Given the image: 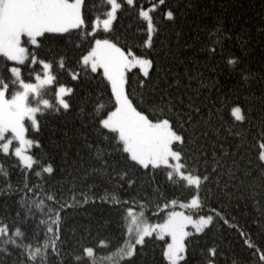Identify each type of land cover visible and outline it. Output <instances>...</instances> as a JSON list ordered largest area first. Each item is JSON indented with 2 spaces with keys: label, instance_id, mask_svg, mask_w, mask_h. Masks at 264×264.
<instances>
[{
  "label": "trees",
  "instance_id": "1",
  "mask_svg": "<svg viewBox=\"0 0 264 264\" xmlns=\"http://www.w3.org/2000/svg\"><path fill=\"white\" fill-rule=\"evenodd\" d=\"M102 3L103 0H87L86 11L94 12L92 6ZM153 3L157 7L151 12L156 26L151 48L143 44L147 38V22L138 18L132 8L118 11L109 30L111 36L120 38L122 45L132 46L137 54L149 55L155 61L149 69L150 78L137 67L129 69L126 90L138 102L141 92L146 93L154 86L164 87L167 83L172 85L171 90L176 95L183 93L185 103L190 100L194 107H199L203 116L211 114V137L201 136L196 141L190 138L184 145L185 152L195 155L197 150L203 151L205 144L210 149L212 139L239 149L229 157L238 166L233 177L224 176L217 186L218 174L212 173L209 184L204 185L212 191L211 206L222 207L229 224L214 218L203 232L189 231L185 237L187 264H202L205 257L214 259L215 264H258L259 252L244 241L250 239L257 248L264 249V175L256 163L258 142L264 136V0H163V3L160 0H137V7L143 5L147 8ZM170 8L176 13L173 19L164 15ZM99 31L104 32L103 28ZM77 36L75 31L70 36L48 33L42 40V56L56 53L66 56L65 67L61 69L56 65L53 71L59 83L74 91L66 94L72 105L70 110L61 106L59 112L53 107L38 113V130L32 128L30 122L26 124L27 135L42 142L41 147L33 146V153L38 158L46 156L45 163L50 160L54 167V173H44L39 181L34 174L30 179L31 185L43 187L46 184L48 189L58 190L57 198L70 205L62 210L66 223L63 224L60 244H67L72 239L74 226L91 224V234L78 231L75 241L94 247L95 264H110L108 253L122 242V231H127L122 209L133 206L139 211L137 205L131 203L133 197L138 203L149 192L155 196L157 193L153 190L157 184L168 199H184L188 190L181 187L182 182L168 181L162 172L157 171L153 178L151 169L147 172L131 169L129 179L136 181L132 186L126 180L109 181L107 177H97L92 181L95 188L85 191L79 183L73 187L69 176L71 169L100 163L90 158L85 147L86 143L96 140L97 135L89 113L98 104L106 106L110 95V87L101 69L96 73L81 70L79 79L72 78L69 69L76 71L78 66V49L74 46ZM230 59L234 62L229 63ZM3 64L0 59V69ZM30 71L42 69L39 64L33 68L29 61L23 69L25 78ZM139 80H145L147 87L141 88ZM54 90V85L48 86L45 98L55 106ZM235 105L241 107L244 120L237 121L232 115L231 108ZM177 126L183 127L181 124ZM85 137L89 139L86 141ZM107 159L111 163L117 157ZM15 163L14 156L6 158L0 153V218H4L9 210H20V200L24 196L17 190V185H23L25 170L13 167ZM5 173L9 175L5 176ZM113 192L122 202L127 198L129 203L116 205L102 199ZM84 195L87 196L86 203L72 205L73 196L81 201ZM152 202L155 204L154 199ZM164 202L160 200V203ZM47 206L57 207L52 201H47ZM207 212L206 202L200 214ZM146 215L151 223H159L166 213L163 210L157 212L153 207ZM39 219L37 213L36 219H30V223L35 226ZM29 238H32L31 232ZM44 238L41 227L36 239L43 241ZM100 239L108 243L100 245ZM168 241L166 235L159 237L153 233L145 237V244L137 245V254L129 259V264H161L162 247ZM33 243L35 245V239ZM210 248H215L214 257L208 252ZM60 251L67 259L62 247ZM4 259L0 255V260ZM59 259L50 256L47 264H59ZM12 261L13 258L9 257L8 264Z\"/></svg>",
  "mask_w": 264,
  "mask_h": 264
},
{
  "label": "snow or ice",
  "instance_id": "2",
  "mask_svg": "<svg viewBox=\"0 0 264 264\" xmlns=\"http://www.w3.org/2000/svg\"><path fill=\"white\" fill-rule=\"evenodd\" d=\"M87 7V0H0V59L4 61L0 69V153L6 158L14 156L16 163L13 167L25 170L23 185H17V190L24 193L20 210H9L4 218H0V255L5 257L0 264H8L9 257L13 258L12 264H47L50 256L59 257V264H95L94 247L75 241L78 231L91 234V224L74 226L72 239L67 244H60L63 224L66 223L62 210L70 205L57 198L58 190L48 189L46 184L43 187L31 185L30 179L34 174L39 181L44 173H54V167L50 160L45 163L46 156L38 158L33 153V146L41 147L42 142L27 135L26 124L30 122L31 127L38 130V113L53 107L59 112L61 106L70 110L72 105L66 94L74 91L59 83L53 71L56 65L61 69L65 67L66 56L60 53L42 56V40L48 33L70 36L72 31L78 33L74 41L78 49V66L76 71L69 69L72 78L79 79L81 70L96 73L102 69L110 87L107 105L98 104L89 113L97 135L96 140L86 143L85 147L90 158L100 163L98 166L85 164L83 169H71L69 176L73 187L79 183L85 191L95 188L92 181L97 177H107L109 181L126 180L132 186L136 181L129 179L131 169L144 172L151 169L153 178L157 171L162 172L168 181L174 184L182 182L181 187L188 190L184 199H168L157 184L153 190L157 193L155 196L149 192L138 203L133 197L131 203L137 205L139 211L133 206L122 209L127 231H122V242L108 253L110 264H129V259L137 254V245L143 246L145 237L153 232L157 236L170 237L162 247L161 264H187L185 237L189 235L188 226L201 233L214 218L229 224L223 208L211 206L212 191L204 185L209 184L212 173L218 174L217 186L224 176L233 177L238 166L229 157L239 149L212 139L210 149L205 144L203 151L197 150L195 155L185 152L184 145L190 138L196 141L201 136L211 137V114L203 116L199 107H194L190 100L185 103L183 93L176 95L171 90L172 85L167 83L164 87L154 86L146 93L141 92L138 102L126 90L128 70L138 66L150 78L149 69L155 61L149 55L137 54L132 46L122 45L120 38L111 36L109 30L118 11L132 8L138 18L147 22V38L143 44L151 48L156 27L151 12L157 4L146 8L143 5L137 7V0H103L101 5L92 6L94 12H87ZM175 14L171 8L164 13L168 19H173ZM101 28L103 33L99 31ZM29 61L33 68L39 64L42 71H30L25 78L23 69ZM233 62L234 59L229 60V63ZM53 85L55 106L45 98L48 86ZM139 86L146 88L147 82L139 80ZM231 113L237 121L245 119L239 105L233 106ZM88 139L85 137L86 141ZM109 156L117 159L110 163ZM256 163L264 175V136L258 142ZM102 199L116 205L129 203L127 198L122 202L115 192ZM160 200L165 202L160 203ZM47 201L54 202L57 207H48ZM86 202V195L81 201H77L75 196L72 198V205ZM206 202L208 212L200 214ZM153 207L157 212L163 210L166 213L159 223H151L147 218L146 212ZM37 213L40 219L33 226L30 219H36ZM41 227L45 236L43 241L36 239ZM241 235H244L243 231ZM106 243L105 239L99 240L100 245ZM244 243L259 252L258 264H264V249L257 248L250 239ZM61 247L67 259L61 255ZM208 252L215 256V248L208 249ZM202 264H215V260L205 257Z\"/></svg>",
  "mask_w": 264,
  "mask_h": 264
},
{
  "label": "rangeland",
  "instance_id": "3",
  "mask_svg": "<svg viewBox=\"0 0 264 264\" xmlns=\"http://www.w3.org/2000/svg\"><path fill=\"white\" fill-rule=\"evenodd\" d=\"M135 67H137V68H139L138 66H135ZM102 70V69H101ZM102 72H103V70H102ZM13 146H15V145H13ZM188 227H190L191 229L190 230H188ZM187 227V231L189 232V231H194L195 232V230H194V228H192V226H188ZM154 234H156L155 232H153ZM167 236V235H166ZM159 237H163V236H159ZM169 240H170V237H169Z\"/></svg>",
  "mask_w": 264,
  "mask_h": 264
}]
</instances>
